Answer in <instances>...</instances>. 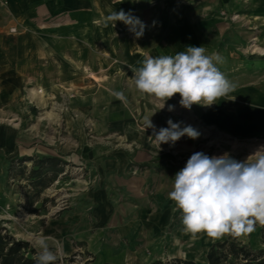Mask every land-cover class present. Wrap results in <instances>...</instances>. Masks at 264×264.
<instances>
[{
    "label": "crops",
    "instance_id": "crops-1",
    "mask_svg": "<svg viewBox=\"0 0 264 264\" xmlns=\"http://www.w3.org/2000/svg\"><path fill=\"white\" fill-rule=\"evenodd\" d=\"M121 9L146 24L142 37L135 38L122 22L113 27L108 21L113 11ZM188 46H203L207 55L219 53L224 63L218 67L237 85L211 106L213 127L241 139L264 133V68L246 62L251 55L264 56V0H0V90L4 91L21 89L30 83V76L36 78L34 86L39 83L46 91L85 90L93 85L92 98L83 95L79 103L102 106L109 86L115 89L122 74L132 76L130 69L139 67V61L147 56L175 55ZM254 47L255 55L249 52ZM95 59L96 66L91 62ZM182 139L176 142L178 146ZM135 153L138 160H144L140 151ZM158 156L156 160H165ZM147 164L151 169L157 165L154 161ZM128 166L132 169L130 164L108 166L115 171L117 186L107 182L91 192L100 202L91 217L76 208L43 230L62 255L73 252L72 241L77 240L84 241L85 250L93 256L89 264H149L154 260L149 253L153 234L155 230L163 234L166 215L149 210L148 198L142 197L148 190L133 185L135 180L145 184L148 179L144 175L129 178L122 173ZM133 168L138 170L135 164ZM152 178L169 181L166 173ZM164 190L166 186L156 190L158 203ZM127 195L142 205H112ZM96 220L102 230L97 251L120 253L115 259L99 258L89 245L97 232L91 226ZM184 247L168 248L164 257L199 256ZM134 252L138 254L133 256ZM155 260L162 258L157 255Z\"/></svg>",
    "mask_w": 264,
    "mask_h": 264
},
{
    "label": "rangeland",
    "instance_id": "rangeland-1",
    "mask_svg": "<svg viewBox=\"0 0 264 264\" xmlns=\"http://www.w3.org/2000/svg\"><path fill=\"white\" fill-rule=\"evenodd\" d=\"M255 50V47L251 48L250 54L255 55ZM91 62L96 66L98 61L95 59ZM246 62L249 66L264 68V56L258 59L251 55ZM91 77L97 80L96 76ZM34 79L30 76V83L23 84L21 89L0 90V226L16 239L27 241L36 252L35 239L45 237L43 230L61 221L70 211L79 208L86 218L92 216L100 202L91 192L107 182L114 188L117 186L115 171L108 166L130 164L132 169L128 166L122 173L129 178L144 175L143 178L148 179L145 184L135 180L133 185L148 190V194L144 193L142 197L148 198L149 210L166 215L163 234L158 230L153 234V247L149 250L153 255L152 262L161 261L155 260L160 255L163 264H172L181 258L164 257V251L186 246L185 250L195 254L199 252V256L183 260L205 263V249L225 239L227 234L220 238L199 234L194 239L183 232L181 213L168 198L173 178L194 152H204L209 156L227 152L239 161L257 152L264 154V133L244 139L227 135L218 126L213 127L212 107L193 105L191 110L182 108L179 94L167 100L164 109L160 110L163 101L139 93L131 75L122 74L121 83L115 89L113 84L109 86L106 90L108 99L102 106L92 103L82 106L79 103L83 95L92 98L95 93L93 85L85 90L46 91L39 83L35 84L37 87L34 86ZM117 91L123 92L126 100L116 98L114 93ZM168 105H174V111L169 112ZM146 117H151L157 130L167 127V120L171 118L173 122H183L182 127L193 126L201 135L196 140L185 136L182 145L162 144L159 149L154 138L150 137L152 129L146 130ZM137 150L144 160L136 158ZM165 152L171 153L173 159L156 160L158 155ZM153 161L157 165L151 169L147 163ZM133 164L137 165L138 170L133 168ZM161 168H164L163 172ZM160 173H166L169 181H154L152 176ZM105 177L107 181H104ZM164 186L167 191L164 190L158 203L156 190H163ZM122 198L112 201V205L115 208L136 203L142 205V201L139 202L134 196ZM98 221L91 225L97 232L89 245L92 249L95 247L99 258L115 259L120 253L97 251L102 240H99L102 230L96 227L99 226ZM45 238L56 260L75 256L77 264H89L93 259L85 250L84 241L73 240V252L62 255L57 245ZM160 238H163L161 242ZM238 240L253 250L264 247V226L257 223L253 232L239 236ZM131 254L134 256L138 252Z\"/></svg>",
    "mask_w": 264,
    "mask_h": 264
},
{
    "label": "clouds",
    "instance_id": "clouds-1",
    "mask_svg": "<svg viewBox=\"0 0 264 264\" xmlns=\"http://www.w3.org/2000/svg\"><path fill=\"white\" fill-rule=\"evenodd\" d=\"M107 19L113 27L122 22L137 39L147 27L131 11L122 9L113 11ZM223 63L219 53L207 55L203 46H188L175 55L147 56L139 61V67L130 70L139 93L163 101L160 110L176 94L180 96V106L191 110L193 105L211 107L235 91L237 85L218 67ZM114 95L126 100L123 92ZM174 109V105H168L169 112ZM151 117L145 118V126L146 130L152 129L150 137L159 149L162 144L174 146L182 137L196 140L201 135L193 126L182 127L183 122H173L171 118L167 127L157 130ZM168 198L181 213L183 232L194 239L199 234L210 238L249 234L257 223L264 226V154L257 152L239 161L227 152L219 156L194 152L175 174ZM34 246L35 264H55L57 257L47 238L38 236Z\"/></svg>",
    "mask_w": 264,
    "mask_h": 264
},
{
    "label": "trees",
    "instance_id": "trees-1",
    "mask_svg": "<svg viewBox=\"0 0 264 264\" xmlns=\"http://www.w3.org/2000/svg\"><path fill=\"white\" fill-rule=\"evenodd\" d=\"M159 159L170 160L173 156L162 153ZM40 169V168H39ZM39 171V170H38ZM36 252L27 241L16 239L0 226V264H35ZM66 260L71 261V258ZM58 263V260L55 262ZM111 264V263H103ZM151 264H163L154 261ZM172 264H201L192 260L177 259ZM203 264H264V247L253 250L231 234L214 242L206 253Z\"/></svg>",
    "mask_w": 264,
    "mask_h": 264
},
{
    "label": "built area",
    "instance_id": "built-area-1",
    "mask_svg": "<svg viewBox=\"0 0 264 264\" xmlns=\"http://www.w3.org/2000/svg\"><path fill=\"white\" fill-rule=\"evenodd\" d=\"M10 32H15V29L11 28L10 29ZM70 258H71V261L66 260L67 258H59L58 259V263L59 264H77L76 263V257L75 256H72ZM81 264H84V262L81 263Z\"/></svg>",
    "mask_w": 264,
    "mask_h": 264
},
{
    "label": "bare ground",
    "instance_id": "bare-ground-1",
    "mask_svg": "<svg viewBox=\"0 0 264 264\" xmlns=\"http://www.w3.org/2000/svg\"><path fill=\"white\" fill-rule=\"evenodd\" d=\"M42 89V88H41ZM43 90V89H42ZM40 92V91H39ZM180 251V250H179ZM179 253V252H178ZM183 254V253H182ZM101 256H104L102 253H101Z\"/></svg>",
    "mask_w": 264,
    "mask_h": 264
}]
</instances>
